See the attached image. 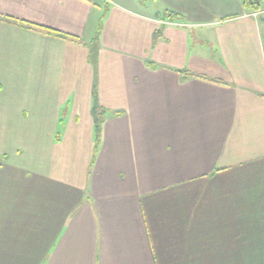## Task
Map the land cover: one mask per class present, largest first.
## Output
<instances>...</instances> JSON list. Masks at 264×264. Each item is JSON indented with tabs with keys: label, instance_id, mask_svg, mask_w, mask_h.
<instances>
[{
	"label": "crops",
	"instance_id": "1",
	"mask_svg": "<svg viewBox=\"0 0 264 264\" xmlns=\"http://www.w3.org/2000/svg\"><path fill=\"white\" fill-rule=\"evenodd\" d=\"M107 1L0 0V264H264L261 10Z\"/></svg>",
	"mask_w": 264,
	"mask_h": 264
},
{
	"label": "trees",
	"instance_id": "2",
	"mask_svg": "<svg viewBox=\"0 0 264 264\" xmlns=\"http://www.w3.org/2000/svg\"><path fill=\"white\" fill-rule=\"evenodd\" d=\"M102 17L99 18L98 22V30L96 33V36L87 44L88 47V61L92 67V69H95L96 66V59H97V39L98 35L100 32L101 24H102ZM0 18L4 21L17 24L20 26H23L25 28H28L30 30L36 31L38 33L52 36V37H57L66 41H70L73 43H81V39L78 36L72 35L70 33L62 32L60 30L54 29L52 27L40 25L37 23L29 22L26 20H20L13 18L11 16H6L2 15ZM115 114H118V112H115ZM90 115L92 118V123H93V129H94V143H93V148H92V158L91 162L94 160V156L97 152L99 142H100V130H101V125L104 121V115H105V109L99 105L97 101V96H96V85L95 81L92 85V102H91V108H90Z\"/></svg>",
	"mask_w": 264,
	"mask_h": 264
},
{
	"label": "rangeland",
	"instance_id": "3",
	"mask_svg": "<svg viewBox=\"0 0 264 264\" xmlns=\"http://www.w3.org/2000/svg\"><path fill=\"white\" fill-rule=\"evenodd\" d=\"M136 1V0H135ZM162 0H159L161 2ZM107 0H97L98 4L104 5ZM142 4L151 3L152 0H138ZM261 10L259 21L262 23L260 32L264 36V0H187L186 5L189 8L186 11L185 18L187 21L205 20L225 15L235 14L240 8L249 6ZM248 10V9H246Z\"/></svg>",
	"mask_w": 264,
	"mask_h": 264
},
{
	"label": "built area",
	"instance_id": "4",
	"mask_svg": "<svg viewBox=\"0 0 264 264\" xmlns=\"http://www.w3.org/2000/svg\"><path fill=\"white\" fill-rule=\"evenodd\" d=\"M257 14H258L257 11L251 13L252 16H256Z\"/></svg>",
	"mask_w": 264,
	"mask_h": 264
}]
</instances>
